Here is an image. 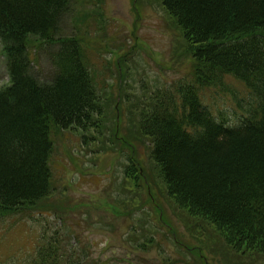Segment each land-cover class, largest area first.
<instances>
[{
  "label": "rangeland",
  "instance_id": "rangeland-1",
  "mask_svg": "<svg viewBox=\"0 0 264 264\" xmlns=\"http://www.w3.org/2000/svg\"><path fill=\"white\" fill-rule=\"evenodd\" d=\"M51 37L29 38L32 74L51 83L55 55L76 42L99 113L86 129L50 127L52 191L0 211V264H33L50 241L60 264H264V253L237 251L211 220L181 205L153 158L145 117L197 71L195 47L162 0H69ZM225 81L226 90L201 95L236 123L233 96L247 98V89ZM9 85L0 40V89Z\"/></svg>",
  "mask_w": 264,
  "mask_h": 264
},
{
  "label": "trees",
  "instance_id": "trees-1",
  "mask_svg": "<svg viewBox=\"0 0 264 264\" xmlns=\"http://www.w3.org/2000/svg\"><path fill=\"white\" fill-rule=\"evenodd\" d=\"M69 0H0V40L10 85L0 89V211L47 198L52 191L50 127L86 129L98 96L79 46L68 41L54 57L51 83L32 74L31 36L51 40ZM193 44L194 83L177 88L145 117L153 158L171 195L202 215L237 251L264 253V0H162ZM233 96L236 123L214 113L202 90ZM231 115V116H232ZM33 264H60L54 242Z\"/></svg>",
  "mask_w": 264,
  "mask_h": 264
}]
</instances>
